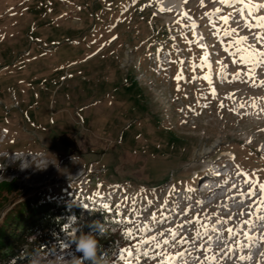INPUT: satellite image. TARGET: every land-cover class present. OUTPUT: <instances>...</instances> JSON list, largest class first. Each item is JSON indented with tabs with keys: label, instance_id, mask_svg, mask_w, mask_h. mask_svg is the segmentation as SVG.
<instances>
[{
	"label": "rangeland",
	"instance_id": "1",
	"mask_svg": "<svg viewBox=\"0 0 264 264\" xmlns=\"http://www.w3.org/2000/svg\"><path fill=\"white\" fill-rule=\"evenodd\" d=\"M241 7L0 0V182H13L19 200L41 194L114 217L133 233L114 264L137 244L160 264L157 243L173 264H264V206L247 194L251 181L264 183V87L252 86L264 67L248 79L234 41L264 49ZM63 239L35 264L79 258L73 237Z\"/></svg>",
	"mask_w": 264,
	"mask_h": 264
},
{
	"label": "trees",
	"instance_id": "2",
	"mask_svg": "<svg viewBox=\"0 0 264 264\" xmlns=\"http://www.w3.org/2000/svg\"><path fill=\"white\" fill-rule=\"evenodd\" d=\"M180 180L175 178V183ZM23 196L26 195L19 194L13 182H0V211L5 205H13L0 219V264H29L28 256L33 259L43 256L64 240L63 237L74 239L82 233H91L99 242L97 264H114L118 250L130 243L109 214L74 206L66 209L64 204L48 203L41 194L19 200ZM69 219L72 225L63 230V224ZM72 248L75 250V243ZM146 260L140 257L139 264H153Z\"/></svg>",
	"mask_w": 264,
	"mask_h": 264
},
{
	"label": "snow or ice",
	"instance_id": "3",
	"mask_svg": "<svg viewBox=\"0 0 264 264\" xmlns=\"http://www.w3.org/2000/svg\"><path fill=\"white\" fill-rule=\"evenodd\" d=\"M213 2H217V0H213ZM218 2L222 5L231 7L233 3H240L243 5V7L240 8V16L242 19H244V27L251 30L252 28H256L259 31H257L254 34V39L258 45H260L261 49H264V16H256L255 13L259 12L260 10H264V4L262 3H255L254 0H218ZM201 6H203V0H201ZM163 9H161L162 11ZM220 12V9H216V13ZM208 16L215 15V13H208L206 14ZM247 17H254V23H250L249 19L245 18ZM223 22L227 25L228 20L230 17H223ZM194 27V25H192ZM237 32L236 29H228L225 31V35H233ZM235 45L238 47L239 51L244 53V55L241 56V62L245 64H249L250 67L248 69V73L246 74L248 79H252L256 69L258 67H264V50H258L255 45L248 44V37L246 36H240L234 41ZM241 45H246V47H240ZM235 78H239V74ZM179 79V77H177ZM205 79H208V77H205ZM252 86H261L264 87V81H261L259 85L253 84ZM230 98V97H229ZM223 107V105H221ZM243 107V105H241ZM255 107V105H253ZM241 175H245L244 173H240ZM246 183H249V181L246 179ZM252 187L249 189V192L247 193L249 196H255L259 195V201L258 204L261 206H264V183L258 182V181H251ZM108 206L105 205V208ZM257 212H264V207H258ZM257 219H264V217L257 216ZM220 223H227V221H219ZM249 227L252 225V221H246ZM215 229H213L214 231ZM229 235H234V230L232 228L227 229ZM173 239L175 240V232L170 230ZM126 237L131 238L133 236V233H126ZM245 237L247 239H252L251 237H248L247 233H245ZM156 238L152 237L150 240H144L143 244H152L153 241H155ZM168 241L164 240L163 244L168 245ZM156 249H159V251H156L155 257L151 258H161L160 264H173L176 257L175 256H169L164 253L163 248L160 244L155 245ZM137 252L136 254H133L128 249H125L120 253V259L124 261V264H133V260L137 258V256L142 257H148L149 253L146 251L141 250V245H136ZM206 251H210L206 250ZM183 256V253L180 254ZM241 260H244V257H240ZM216 257L215 256H206L204 264H215Z\"/></svg>",
	"mask_w": 264,
	"mask_h": 264
},
{
	"label": "clouds",
	"instance_id": "4",
	"mask_svg": "<svg viewBox=\"0 0 264 264\" xmlns=\"http://www.w3.org/2000/svg\"><path fill=\"white\" fill-rule=\"evenodd\" d=\"M73 243H75L76 252L82 253V256L79 258L73 256L70 261H66L63 253L56 254L54 260L58 262V264H85V262L97 264L99 242L91 233H82L78 237H74ZM27 259L29 264H35V260L32 257L28 256Z\"/></svg>",
	"mask_w": 264,
	"mask_h": 264
}]
</instances>
